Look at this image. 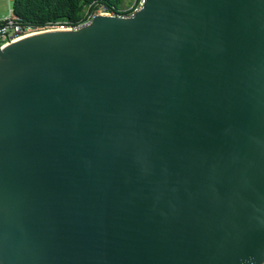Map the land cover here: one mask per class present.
Here are the masks:
<instances>
[{"label":"water","instance_id":"95a60500","mask_svg":"<svg viewBox=\"0 0 264 264\" xmlns=\"http://www.w3.org/2000/svg\"><path fill=\"white\" fill-rule=\"evenodd\" d=\"M0 264H264V0L0 47Z\"/></svg>","mask_w":264,"mask_h":264},{"label":"trees","instance_id":"16d2710c","mask_svg":"<svg viewBox=\"0 0 264 264\" xmlns=\"http://www.w3.org/2000/svg\"><path fill=\"white\" fill-rule=\"evenodd\" d=\"M120 0H13L12 11L17 24L24 30L36 28L48 22H77L89 7L104 6L117 13ZM129 11L124 12L128 14Z\"/></svg>","mask_w":264,"mask_h":264},{"label":"built area","instance_id":"2783aa9c","mask_svg":"<svg viewBox=\"0 0 264 264\" xmlns=\"http://www.w3.org/2000/svg\"><path fill=\"white\" fill-rule=\"evenodd\" d=\"M8 4V14L2 18H0V47H4L7 43L15 41L17 38H22L32 33L47 31V30H58V29H66V30H75L78 29L88 23L91 22L92 17L95 14H105V15H127L124 12L129 11L128 14H132L140 9L143 0H135L133 5L128 10H118L117 13H114L104 6H98L95 9L87 8L77 22H67V21H56V22H48L43 26L36 28H26L22 29L19 24L16 22L15 15L12 11L13 0H7Z\"/></svg>","mask_w":264,"mask_h":264},{"label":"rangeland","instance_id":"374dc122","mask_svg":"<svg viewBox=\"0 0 264 264\" xmlns=\"http://www.w3.org/2000/svg\"><path fill=\"white\" fill-rule=\"evenodd\" d=\"M135 0H120L119 6L121 10H128L133 5ZM8 2L7 0H0V18L8 14Z\"/></svg>","mask_w":264,"mask_h":264},{"label":"bare ground","instance_id":"6f19581e","mask_svg":"<svg viewBox=\"0 0 264 264\" xmlns=\"http://www.w3.org/2000/svg\"><path fill=\"white\" fill-rule=\"evenodd\" d=\"M20 38V37H19ZM19 38H17V39H19Z\"/></svg>","mask_w":264,"mask_h":264}]
</instances>
